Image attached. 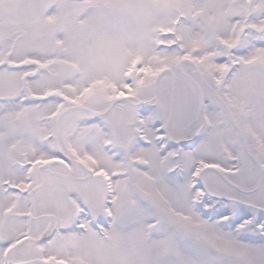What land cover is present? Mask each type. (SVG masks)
<instances>
[{
	"label": "snow or ice",
	"instance_id": "snow-or-ice-1",
	"mask_svg": "<svg viewBox=\"0 0 264 264\" xmlns=\"http://www.w3.org/2000/svg\"><path fill=\"white\" fill-rule=\"evenodd\" d=\"M0 264H264V0H0Z\"/></svg>",
	"mask_w": 264,
	"mask_h": 264
}]
</instances>
